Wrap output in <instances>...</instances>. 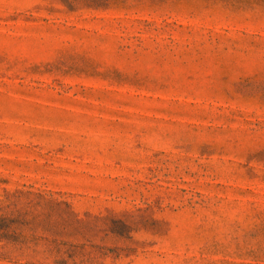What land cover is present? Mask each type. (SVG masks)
<instances>
[{"label": "rangeland", "instance_id": "374dc122", "mask_svg": "<svg viewBox=\"0 0 264 264\" xmlns=\"http://www.w3.org/2000/svg\"><path fill=\"white\" fill-rule=\"evenodd\" d=\"M0 264H264V0H0Z\"/></svg>", "mask_w": 264, "mask_h": 264}]
</instances>
